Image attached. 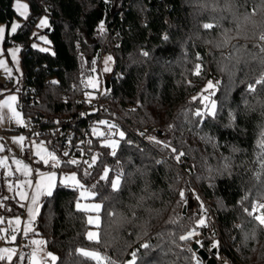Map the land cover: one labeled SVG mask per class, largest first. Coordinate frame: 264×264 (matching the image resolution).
<instances>
[{
    "label": "trees",
    "instance_id": "16d2710c",
    "mask_svg": "<svg viewBox=\"0 0 264 264\" xmlns=\"http://www.w3.org/2000/svg\"><path fill=\"white\" fill-rule=\"evenodd\" d=\"M27 2V19L13 34L8 33L16 15L13 0H0V24L6 26L2 46H20L18 108L38 125L73 121L75 126L73 149L67 157L60 144L48 137L35 138L43 140L61 161L55 168L54 195L42 197L33 225L34 234L46 241L45 250L58 257V264H94L77 252L80 248L100 251L113 264H124L132 251L138 253V264H197L189 240H181L198 216L199 207L192 205L196 189L213 208L220 249L230 263L264 264V226L245 212L254 202H264V136L260 135L264 113L252 112L245 104L251 96V77L260 66L246 60L237 76L222 77L218 72L215 37L221 28L231 26L227 14L207 11L206 0ZM251 2L242 0L245 6ZM43 13L50 25L45 31L49 52H40L30 43L36 40L32 29ZM206 24L211 27L206 29ZM258 43L238 41L232 51L242 45L256 51ZM259 50L264 51V46ZM104 55L112 57V71L104 89L89 102L84 79L93 68L99 70ZM197 64L203 66L199 76L194 74ZM209 81L218 84L212 96L217 114L197 117V110L206 113L200 97L206 95ZM258 95H264V88ZM89 120L105 135L108 129L99 125L100 120L115 123L125 132L117 157L101 147L104 137L87 128ZM129 138L136 144L127 145ZM163 142L184 153L179 162L170 149L163 148ZM161 153L167 157H160ZM94 154H100L98 163L84 176L83 161H90ZM70 158L80 163L70 165ZM105 166L111 169L109 179L98 181ZM33 167L51 166L36 160ZM180 168L188 170V176L183 177ZM61 171L75 173L86 187L97 185L95 200L103 209L97 229L100 243L86 239V213L75 208L78 190L59 184ZM117 171L122 173V186L113 191L110 181ZM4 180L0 175L3 220L23 210L14 194L7 193ZM181 191L187 203L181 202ZM133 214L135 219L129 222ZM145 217L152 221L147 230L140 226ZM144 243L149 249L141 246ZM212 244L211 235L201 242L209 254ZM27 247L10 264H18L20 256L28 257Z\"/></svg>",
    "mask_w": 264,
    "mask_h": 264
},
{
    "label": "snow or ice",
    "instance_id": "6c2138e0",
    "mask_svg": "<svg viewBox=\"0 0 264 264\" xmlns=\"http://www.w3.org/2000/svg\"><path fill=\"white\" fill-rule=\"evenodd\" d=\"M27 8L28 6L26 4L19 3V0H17V3L15 5L16 12L24 19H27ZM39 28H48L50 27L48 19L42 18L38 24ZM204 27L210 28L211 25H204ZM21 28V25L19 23L13 22L11 24L10 31L11 33L15 34L17 30ZM100 30H104V25L101 23ZM4 34H5V28L0 27V43L4 40ZM35 35V34H34ZM167 39V37H164ZM39 39L44 42L45 44L50 43L48 41L46 36H40ZM33 48H37L38 46L34 43L32 44ZM40 52H49L50 49L46 47H40L38 48ZM20 51L19 48L13 49L10 53L14 63H18L17 60V53ZM144 56H148V52L143 53ZM112 60L111 57L106 58L105 60V68L104 72L110 71V68L107 66L109 62ZM5 62L4 60H0V66H4ZM93 71H95V68H93ZM203 71L202 64H197L195 67L194 74L199 76ZM87 85L91 88L95 89L98 87V81L93 78L89 77L87 80ZM259 83V81H257ZM218 87V84L216 82L209 81L206 88L204 89V92L208 93V95H202L200 97L201 102L206 109V113L197 110L194 115L197 117L203 116L207 114L208 116H215L217 114V101L215 99H212V96L215 94V89ZM254 88L252 85H249V91H253ZM107 94V93H105ZM89 98V102L91 99L94 98V96L91 93L86 94ZM18 100V97L16 95H12L8 101H5V104L8 106V108L12 109L14 117H17V123L21 126L24 125V121L22 118H20V112L16 111L12 107V103L16 102ZM2 107V106H0ZM84 115V114H82ZM99 125L106 126L108 129L107 135H105V132L100 131L98 128H93V133L98 137H104V140L101 144V147L110 149V155L112 157H117L118 149L120 148L121 143L125 140V132L120 130L118 126L115 123H111L107 120H100ZM115 137H118L115 138ZM25 140L24 136H20L17 143L23 144ZM150 140L154 141L157 144H160L162 142L156 140L155 137L150 138ZM70 143V141H69ZM90 143V142H89ZM163 148L164 149H170L171 153L174 154V158L179 162L181 157L184 156L183 152H178V150L175 147H172L170 143L163 142ZM0 151H3V147L0 146ZM100 154H94L91 156V160H84L83 163L87 166L84 171V176H89L90 169L94 168L99 159ZM35 156L39 158V162H42L44 165H50L52 168H58L60 167L61 161L58 159L56 153L54 151H49L45 146L44 143L41 142L39 145H36L35 150ZM63 156L67 157L69 156L68 151L63 152ZM13 163L17 165V171L22 172L23 175L29 176L31 174V169L28 167V165L21 166L20 160H14ZM70 165H77L80 163V161L76 158H72L67 161ZM0 167H7L6 158H0ZM111 169L107 166L103 167L102 174L99 175L98 181H107L110 176ZM8 175L11 176L12 172L11 169L8 170ZM37 175L40 177L35 182L34 185V193L29 194L28 191L24 189V185H27L28 188L33 187L32 180H26L21 181L18 184L19 192L18 195L21 198V200H29L31 206L28 207V214H29V220L27 224L25 225L24 232L27 234L29 232H34L35 229L33 225L35 224L36 218L39 216L41 207H42V197H52L54 195V191L57 187V173L55 171L51 172H37ZM260 174H258L259 176ZM59 184L63 185L65 187H70L74 190H78L79 192V199L77 200L75 204V208L78 211H82L86 214V223L89 226V229L86 232V239L89 242H95L100 243V232L94 229H99L101 226V213H102V205L100 203L95 202L96 197V184H93L89 187H86L84 183L81 182L80 179H78L77 175L75 173L64 176L60 178ZM110 186L113 189V191H118L120 187L122 186V173L117 171L115 174V177L111 179ZM12 185L9 184V189L11 190ZM181 202L187 203L185 198V192L181 191L180 193ZM199 199V197H197ZM247 199V197H245ZM91 201V202H90ZM201 209H203V205H201ZM246 214L258 222V224L264 226V202H254L251 205V209L246 208L245 209ZM94 214V215H93ZM113 216H115V213H112ZM175 222V221H173ZM15 224L19 226L21 224V221L19 218L15 220ZM207 227V211L206 209L203 210V213L199 216H197L196 223L194 225V230L189 232L187 236L181 237V240H189L192 241L194 238H197L200 236V232L197 230L199 228ZM11 239L14 241L16 239L15 235H12ZM200 241L197 239L196 244L199 246ZM32 244L37 246L36 250L32 251L28 257L21 256L20 259L23 262L24 259L28 258V264H58V257L50 252L44 253L41 258H37L40 252V248L46 246V241L42 239H35L32 241ZM144 249H149L150 245L148 243H144L141 245ZM219 246L218 241H214L212 244L213 248H216ZM77 252L80 253L84 258L90 259L94 264H113V261L101 253L100 251L96 250H85L84 248L77 249ZM15 257V253L11 248H3L0 249V262L8 261L10 262ZM130 259L125 262V264H138V253L136 251H132L130 254ZM197 264H203V261L196 257Z\"/></svg>",
    "mask_w": 264,
    "mask_h": 264
},
{
    "label": "rangeland",
    "instance_id": "374dc122",
    "mask_svg": "<svg viewBox=\"0 0 264 264\" xmlns=\"http://www.w3.org/2000/svg\"><path fill=\"white\" fill-rule=\"evenodd\" d=\"M16 3H17V0H13L14 10H15ZM19 3L26 4L28 6L27 0H19ZM28 11H29V8H27V13H28ZM15 12H16V10H15ZM45 17L48 19V16L45 13L41 14L37 18V20L35 22V26L32 29V37H35L36 40H31L30 43L31 44L35 43L39 48L40 47L48 48L47 44H45L44 42H42L39 39L40 36H46L45 31L47 30V28H39L38 27L40 20L42 18H45ZM22 19L23 18L16 12V15L14 16L13 20L11 21V23L8 27V33H11V31H10L11 24L13 22L20 24ZM0 27H4L5 31H6L5 24L1 23ZM16 48L20 49V46L19 45H9L6 48H4L2 46V43H0V60H4V62H5L4 66H0V106H2V107H0V146L3 147V151H0V158H6V163H7V167H0V175H3L5 177L4 186H5L7 193L10 194L11 196H13V194H14V189H15L14 179H15V177H18L21 179H30V180H32L33 183H35L38 179H40V177L37 175V172H44V173L51 172V171L56 172V169L52 168V167H49L43 171H34V168L31 164V160L33 157L30 158V156H26L23 153V149H22L23 144L16 142L22 134L12 131V128L14 126H20V124L17 123V119H19V118L14 117L12 109L8 108V106L5 104V101H8L12 95H16L18 97L17 88L21 84L20 51L17 53L18 63H14V61L10 55L11 51L13 49H16ZM108 57H111V56L110 55L102 56L100 64H99V70L94 71L91 75H88L85 77L84 87L86 89V94L91 93L92 95H94L96 93V91L104 89L105 81L109 77V75L112 71V67H113V59H112L109 62V64L107 65L110 68V71L104 72V68L106 66L105 60ZM5 74H9L11 76V84L10 85H12L14 90H10V85H8L6 88L2 86L1 83L4 80ZM89 77H93L98 81V87L97 88L93 89L87 85L86 82L89 79ZM197 87H198V85H197ZM200 89H201V86H199L198 90H200ZM206 95H207V93H206ZM86 99L89 101V98L87 95H86ZM12 107L16 111L20 112V118H22V120H23L24 119L23 114H22L21 110L18 108V100L16 102L12 103ZM17 159L21 161L20 167H22L23 165L26 164L31 169V174L29 176H25V175H23L22 172L17 171L18 166L13 163V161L17 160ZM33 159H36V158H33ZM70 159H72V158H70ZM9 169H11V172H12L11 176L8 175ZM71 174H73V173L61 171L60 176H59V180H60V178H62L64 176L71 175ZM9 184L12 185L11 190L9 189ZM194 195H195V200L192 202V205L194 207H197V206L199 207V211H198V216H199L202 213L201 205H203L204 202L209 204V202L207 200L203 199L202 197H200V194L196 189L194 191ZM78 196H79V192H78ZM197 197H199V199H197ZM184 210H185V208H184ZM17 218H19L21 221V224L19 226H17L15 224V220ZM28 220H29V215L26 216V215H23V213H19L16 215L9 216L5 220L0 219V249L11 248L14 251L15 256H17V255L21 254V252L19 254L17 252L20 249L23 250L24 246L28 243L25 241V239H29L30 248L33 251L36 250L37 246L32 244V241L35 240V238H36V235L34 234L35 231L29 232L27 234L24 232V228H25V225L27 224ZM196 220H197V218L195 219L194 225L196 223ZM213 227H214V225L211 223V221L207 220V227L198 229L201 233H203L202 234L203 235L202 240H204L208 235H211L212 243L214 241H218V236L214 232ZM190 229H194V226L189 228L187 231H189ZM88 230H90L89 227H88L87 231ZM94 230H97V229H94ZM204 230L207 234H205L203 232ZM187 231H186V233H187ZM12 235L16 236V239L14 241L11 239ZM202 240H199V241L202 242ZM192 243H196V241H189L190 246ZM199 246L202 248L201 243ZM43 250H45L44 247L40 248L38 259L41 258V256L44 254V252H46ZM85 250H89V249H85ZM193 254H194V259L196 261L195 253L193 252ZM216 257L217 256L214 254L215 263L218 262V259ZM11 261L10 262L3 261V263L4 264H10ZM18 264H22L21 259L19 260ZM229 264H231V263H229Z\"/></svg>",
    "mask_w": 264,
    "mask_h": 264
},
{
    "label": "clouds",
    "instance_id": "9594fccd",
    "mask_svg": "<svg viewBox=\"0 0 264 264\" xmlns=\"http://www.w3.org/2000/svg\"><path fill=\"white\" fill-rule=\"evenodd\" d=\"M204 7L213 13L223 11L231 22L230 27L221 28L215 37V46L220 53L218 72L222 77H233L239 75L240 65L246 60L258 63L259 70L251 77L254 90L250 91L251 96L245 104L251 106L252 112L264 113V95H258V91L264 88V51L259 50L264 46V2L252 0L248 6H245L242 0H206ZM238 41L259 43L256 51L242 45L233 52V45ZM208 43L212 41L209 40ZM260 135L264 136V129L260 130ZM128 219L132 222L135 214ZM151 223L152 221L145 217L140 221V226L147 230Z\"/></svg>",
    "mask_w": 264,
    "mask_h": 264
},
{
    "label": "built area",
    "instance_id": "2783aa9c",
    "mask_svg": "<svg viewBox=\"0 0 264 264\" xmlns=\"http://www.w3.org/2000/svg\"><path fill=\"white\" fill-rule=\"evenodd\" d=\"M74 43L76 45L78 44V42H74ZM1 84L5 88L8 85H10L11 84V76L9 74H5L4 80ZM11 86L12 85H10V87ZM20 86H21V84H20ZM23 121H24L25 126H21V125L20 126H14L12 128V131L20 133L25 137V140H24L23 145H22V149L26 155H30V156L32 155V153H31L32 152L31 151V142H32V140H34L35 138H38V137H48L55 144H60L62 146L63 152L64 151H68V152L72 151V149H73L72 139L75 135V126H74L73 121H68V122H64V123H55V124L43 125V126L35 124L29 116H25ZM87 128H90V129L94 128V121L93 120L88 121ZM82 135L84 137L88 136L87 129L82 132ZM136 135L140 138H143L141 136V134H136ZM69 141H70V143H69ZM126 144L127 145H133L136 143H135V141H133L132 139L129 138L126 140ZM159 156L162 158L167 157V155L165 153H161V155H159ZM79 160L83 161L84 157L81 156L79 158ZM180 172L182 173L183 176H185V177L188 176V170H184V169L180 168ZM200 197H202V196L200 195ZM205 209L207 211V220L211 221V223L214 225L213 230L218 236L219 235V229H218V225L216 222L215 213L213 211V208L211 207L210 204L204 202L202 213H203V210H205ZM193 230L194 229H190L189 231H187L185 236H187L188 233L193 231ZM203 232L205 234H207L205 232V230ZM202 234L203 233L200 232V236L197 238H194L192 241H196L197 239L202 240L203 239ZM220 245H221V242H219V246L215 248L216 249L215 255L217 256L216 258L218 259V262H216L215 264H221V263L222 264H229L230 261H229L228 257L226 256V254L223 251H221ZM20 252H22V249H20L17 253L19 254ZM193 252L195 253V258L199 257L204 263V260L197 254V252L196 251H193ZM0 264H4V263L0 262Z\"/></svg>",
    "mask_w": 264,
    "mask_h": 264
},
{
    "label": "crops",
    "instance_id": "0c3cea01",
    "mask_svg": "<svg viewBox=\"0 0 264 264\" xmlns=\"http://www.w3.org/2000/svg\"><path fill=\"white\" fill-rule=\"evenodd\" d=\"M41 142H43L44 143V146L47 148V146H46V144H45V142L43 141V140H37V139H34V140H32V142H31V153H32V155L30 156V155H26L24 152V154L26 155V156H30V158H36V159H33L32 158V160H31V164H32V166H33V162L34 161H39V158L38 157H36L35 156V150H36V145H39ZM48 149V148H47ZM34 168V167H33ZM34 171H43V170H36V169H34ZM26 180H29V179H21V178H18V177H15V179H14V184H15V189H14V197L16 198V200H17V202L19 203V205L20 206H22V208H23V210H22V213H23V215H26V216H28L29 214H28V207H30L31 206V204H30V199L29 200H21V198L19 197V195H18V192H19V187H18V184L21 182V181H26ZM34 185H35V183H33V187L32 188H28L27 187V185H24V189L26 190V191H28L29 192V194L31 195V194H33L34 193ZM91 202V201H90ZM95 202H97V203H99L98 201H96L95 200ZM88 214H86V216H87ZM22 238V237H21ZM35 239H41L39 236H36V238ZM25 241L26 242H28L25 246H28L27 247V249L30 251L29 252V254L33 251L31 248H30V243H29V239H25ZM45 249V248H44ZM43 251H46V250H43ZM48 251H46V252H44V253H47ZM38 258V257H37ZM27 264H28V261H27Z\"/></svg>",
    "mask_w": 264,
    "mask_h": 264
},
{
    "label": "water",
    "instance_id": "95a60500",
    "mask_svg": "<svg viewBox=\"0 0 264 264\" xmlns=\"http://www.w3.org/2000/svg\"><path fill=\"white\" fill-rule=\"evenodd\" d=\"M183 211H184V208H183ZM190 247L192 251H196L197 254L204 260V264H215V258H214V254L216 253L215 248H212L209 254L203 248L198 246L196 243H192Z\"/></svg>",
    "mask_w": 264,
    "mask_h": 264
}]
</instances>
